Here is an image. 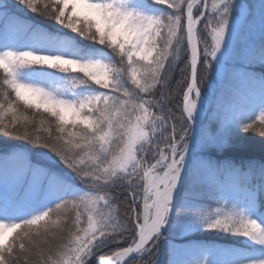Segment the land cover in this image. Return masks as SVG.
Returning <instances> with one entry per match:
<instances>
[{
  "label": "snow or ice",
  "instance_id": "obj_1",
  "mask_svg": "<svg viewBox=\"0 0 264 264\" xmlns=\"http://www.w3.org/2000/svg\"><path fill=\"white\" fill-rule=\"evenodd\" d=\"M0 264H264V0H0Z\"/></svg>",
  "mask_w": 264,
  "mask_h": 264
},
{
  "label": "trees",
  "instance_id": "obj_2",
  "mask_svg": "<svg viewBox=\"0 0 264 264\" xmlns=\"http://www.w3.org/2000/svg\"><path fill=\"white\" fill-rule=\"evenodd\" d=\"M253 140H254L253 146L246 155L259 159L261 154L259 152L258 147L256 146L258 144L259 138L255 137L253 138ZM213 242L214 241L212 239L211 234L208 235L202 234L200 236L195 237L192 243L195 245V244H211ZM215 243L223 244V243H228V241L220 240V241H215Z\"/></svg>",
  "mask_w": 264,
  "mask_h": 264
}]
</instances>
